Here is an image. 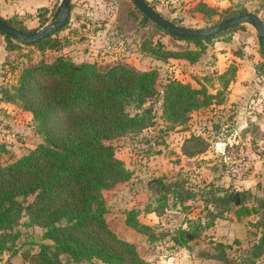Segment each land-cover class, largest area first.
Segmentation results:
<instances>
[{"label":"trees","instance_id":"1","mask_svg":"<svg viewBox=\"0 0 264 264\" xmlns=\"http://www.w3.org/2000/svg\"><path fill=\"white\" fill-rule=\"evenodd\" d=\"M72 8L70 1V10ZM134 8L142 23H152L171 36L135 5ZM194 10L205 17L218 14L217 8L204 1H199ZM225 11L229 14L223 19L248 12L258 16L257 10L246 7L226 8ZM38 12H48V9L40 8ZM0 19L19 31L35 32L12 19L2 16ZM67 22L32 43L0 34L9 51L20 45L36 46L42 52L60 51L61 41L52 35L62 30ZM241 26L220 34L232 33ZM171 37L192 43L195 48L168 49L159 40L146 39L141 45L142 51L155 60L175 58L193 65L206 49L205 43L214 36L203 39ZM258 69L264 71L262 65ZM234 75L233 66L219 74L222 89L215 93L209 92L206 86L194 87L174 78L167 80L159 92V72L154 68L140 70L119 62L100 68L94 62H74L63 54L42 57L25 65L16 84L4 90L2 100L32 115L34 132L40 141L25 154L0 163V252L12 249L20 237L21 226H37L42 229V238L52 242L55 253L50 254L49 246L44 245L39 251L25 255L31 264H60L56 254L66 256L68 261L147 264L136 246L118 237L105 218L107 207L103 192L131 176L124 161L116 156L112 141L139 137L142 143L149 142L143 131L152 127L155 120L152 106H145V103L155 96L161 100L162 120L170 123L172 129L186 126L194 111L223 102L226 87ZM208 146L202 131L191 132L180 149L182 155L192 158L204 153ZM151 183L167 189L164 175L153 176ZM187 197L180 195L182 201ZM163 198L151 201L145 209H151L162 218L167 209ZM137 214V210H130L126 224L146 234L150 242L159 239L155 229L138 221ZM197 227L198 223L191 231L176 228L171 240L186 245V233L194 237Z\"/></svg>","mask_w":264,"mask_h":264},{"label":"rangeland","instance_id":"2","mask_svg":"<svg viewBox=\"0 0 264 264\" xmlns=\"http://www.w3.org/2000/svg\"><path fill=\"white\" fill-rule=\"evenodd\" d=\"M147 1L165 18L175 20L180 26L189 28H202L220 22L223 20L222 17L229 14V11H225L226 8L237 10L246 7L248 10H257L258 17L261 20L264 19V0ZM199 1H204L217 8L218 14L213 17H205L202 13L195 11L194 7ZM60 2L61 0L52 2L50 9H48L49 16L45 19V24L40 27L27 28V25L31 26L33 21L30 18L22 19L18 18L17 15L8 16V13H3L1 10L0 14L3 13L5 19L18 22L23 28L36 31L58 18L55 13L59 9ZM71 3L73 8L70 10L67 25L52 35V37L61 41L62 48L60 51L46 50L42 52L38 47L30 45H20L18 48L9 51L6 49L7 42L4 36L0 34V163L2 164L25 154L40 141V137L34 132L32 115L22 110L18 105L4 102L2 99L5 98L4 90L16 84L22 68L30 62L39 61L42 57L63 54L74 62H94L100 68L118 62L128 63L140 70L154 68L159 72L157 84L159 92L162 91L167 80L172 78L190 83L194 87L206 86L209 92H212L211 85L216 83V79L219 80L214 63L217 59L216 53L224 49L218 47L216 43L219 42L224 45L222 41H228L232 33L217 34L211 41L206 42V49L198 62L193 65L175 58L162 61L155 60L142 51L141 45L146 39L153 42L159 40L168 49L195 48V46L187 41L172 38L152 23H142L140 15L134 11V4L130 0H71ZM247 27L255 30L250 23L242 24L238 29H246ZM238 41L241 40L238 39ZM239 45L242 46V42L236 43L237 50H240ZM261 56L263 57L262 53ZM232 66L235 68L233 64L228 68ZM262 66L264 67V63H262ZM149 105L152 106L155 121L152 127L143 131V136L149 139L150 144H148L149 142L142 143L139 137L135 139L122 137L112 141L116 156L123 158L133 171L134 178H138L136 181L137 188L132 190L133 187H129V189L120 190L119 195L116 191L115 193H106L103 198L109 207L113 209L118 204H128L127 199L124 197H130L131 195L135 199V204H138L145 197L142 195V190L151 192L152 201L164 196L163 202H165L167 209L163 213L162 222L160 224L156 221L153 222L159 236L157 241L160 243L156 247V253L157 256L162 257L172 251L170 250L172 234L177 228L176 226L181 224L185 218L184 213L186 212L181 210L184 203L180 195L181 197H191L192 195L188 208L193 206L192 215H194L197 213L195 208H201L198 204L204 206V202L207 201L208 203V192L214 190L209 184L215 186L212 175L206 180L201 179V168L199 169V167L208 160L219 158L220 161L217 164L223 167V171H226L225 167L232 165L228 163L226 166L222 161L223 155L220 151L215 153L213 149L209 148V151L204 154L207 159H198L199 157H197L195 159L197 166L193 169H187L185 168V157L180 156L177 152L179 147L181 148L182 142L188 138L191 132L197 133V130H199L206 138L210 136V139H216L214 137L217 134L228 135L231 133V127H225L223 124L229 123L228 112L223 114V110L215 107L211 108L210 105L197 110L199 113L194 111L186 126L182 125L172 129L170 123L162 120L161 100L155 96L153 100L150 99L145 103V106ZM184 132L187 135L182 137L181 133ZM234 149L236 148L228 146L227 152L224 150L231 160L237 157ZM243 149L247 152V148ZM218 152L220 153L219 157L216 155L219 154ZM245 152H242L244 157H246ZM156 156H159L165 162V165H163V161H156ZM190 170L193 174L191 179L187 176ZM155 174L164 175L167 189L151 183ZM140 189H142L141 192L133 193ZM127 190L129 191L128 195L124 194ZM203 195L206 196L203 197ZM174 208H180L181 211L177 209L179 212H174ZM41 234V228L31 227L30 229L21 226L20 237L14 243L12 249L7 252L20 250L22 253L33 254L46 245L49 246V253L53 255L55 250L51 246V241L43 240ZM56 257L60 264H101L98 261L93 263L68 261L67 257L62 254H56ZM0 260H4V257ZM4 262L2 264H6L7 261Z\"/></svg>","mask_w":264,"mask_h":264},{"label":"crops","instance_id":"3","mask_svg":"<svg viewBox=\"0 0 264 264\" xmlns=\"http://www.w3.org/2000/svg\"><path fill=\"white\" fill-rule=\"evenodd\" d=\"M52 2L54 0H0V10L8 13V16L17 15L18 18L32 19L31 26L27 25V28L40 27L45 24L49 12L38 10L50 9ZM3 13L0 16L5 17ZM262 21L264 22V19ZM243 29L245 28L232 32L228 41H222L224 45L216 43L218 47L224 49L216 53L217 59L214 63L216 75L225 72L231 64L235 66V75L226 87L223 102L214 103L210 107L223 110V114L228 112L229 123L223 124L225 127H231V133L217 134L214 137L216 139H210V136L206 138L207 140L209 138L208 149H213L215 153L220 151L223 163L228 157L227 147L236 148L234 150L237 157L232 160L236 163L233 165L235 169L225 167L226 171H223V167L217 164L220 158L208 160L199 167L201 179L206 180L212 175L215 186L209 184L214 190L208 192V203L204 202V206L198 204L201 208H195L197 213L194 215L193 206L188 208L192 195L183 199L184 208L179 207L182 212H186L185 218L180 226H176L177 230L180 228L191 231L198 223L195 236L186 233V245L176 244L172 239L170 241L172 251L165 256H157L156 247L160 244L157 241L159 239L150 242L146 234L126 224L127 213L132 209L138 211L137 218L140 223L153 229H155L153 222L159 224L162 222L158 213L145 209L152 201L151 192L142 189L134 191L135 194L142 190V195L145 196L138 204H135L133 195L124 197L128 204H118L113 209L105 202L107 207L105 218L109 227L118 237L133 243L147 264H264V71L258 69V66L264 63V57L260 53L256 31L249 27ZM239 42H242V46L239 45L240 50H237L235 46ZM211 86L212 93L222 89L217 79ZM181 135L184 137L187 134L184 132ZM243 148H247V152ZM208 149L197 156L198 159H207L204 154L209 151ZM177 152L185 157L181 154L180 147ZM242 152L246 153V157L242 156ZM220 153L216 155L219 157ZM197 157H185V168H195ZM156 161L163 160L156 156ZM225 165L227 166V163ZM125 166L131 171L130 178L112 189L105 190L103 197L106 193L116 191L118 194L120 190L129 187H133L132 190L137 188L138 178H134L133 171L126 163ZM187 176L192 178L191 170ZM124 194L128 195L129 191H125ZM180 208H174L173 211L179 212ZM36 228L39 227L35 226ZM156 234L158 235L157 232ZM6 252L7 250L0 252L2 253L0 258L4 257L0 264L5 263L4 261H7L6 264H31L25 257L28 252L22 253L20 250Z\"/></svg>","mask_w":264,"mask_h":264},{"label":"water","instance_id":"4","mask_svg":"<svg viewBox=\"0 0 264 264\" xmlns=\"http://www.w3.org/2000/svg\"><path fill=\"white\" fill-rule=\"evenodd\" d=\"M70 1L61 0L59 9L56 11L58 18L39 30L32 33L22 32L12 28L0 19V32L4 35L18 40L23 43H32L41 40L51 34L54 30L64 26L70 15ZM144 15H146L153 23L167 31L168 34L176 38H207L220 34L234 26L250 23L258 38L259 47L264 56V22L251 12L240 14L221 20L220 22L202 28H189L177 25L171 20L162 16L154 8H152L145 0H130Z\"/></svg>","mask_w":264,"mask_h":264},{"label":"built area","instance_id":"5","mask_svg":"<svg viewBox=\"0 0 264 264\" xmlns=\"http://www.w3.org/2000/svg\"><path fill=\"white\" fill-rule=\"evenodd\" d=\"M201 131H199V130H197V133H200ZM225 163H230V164H232L231 166H230V169H235V168H233V165H235L236 163H233V161L230 159V156H228V157H226L225 158Z\"/></svg>","mask_w":264,"mask_h":264}]
</instances>
